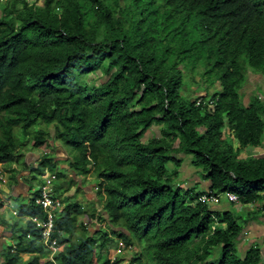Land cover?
<instances>
[{"label":"trees","instance_id":"1","mask_svg":"<svg viewBox=\"0 0 264 264\" xmlns=\"http://www.w3.org/2000/svg\"><path fill=\"white\" fill-rule=\"evenodd\" d=\"M251 74L264 76V0L0 2V163L26 144L57 143L69 187L94 175L110 228L73 239L78 217L95 212L68 204L52 236L55 263L40 262V232L25 221L2 264H93L95 245L112 235L130 248L129 264H261L257 248L237 255L233 210L212 211L202 192L175 183L190 157L208 192L261 201L264 155H241L264 137L258 95L244 102ZM39 166L64 178L48 154ZM38 197L18 216L44 217Z\"/></svg>","mask_w":264,"mask_h":264},{"label":"crops","instance_id":"2","mask_svg":"<svg viewBox=\"0 0 264 264\" xmlns=\"http://www.w3.org/2000/svg\"><path fill=\"white\" fill-rule=\"evenodd\" d=\"M51 135L52 130H51ZM52 142V143H51ZM49 147L43 146L40 148H34L32 147V144H26L23 148H21L17 153V159H13L10 163L12 164L10 169H6L4 166L6 163L0 164V176H2V179L5 180V183H2L0 181V203L2 204V208L0 209V259L2 260L1 254L5 251L6 247L12 246L15 244L16 241L8 240L9 236L12 234L11 231L8 230L7 225L10 224V221L16 222L15 227L21 226L25 223L26 217H19L18 209L22 205H28L30 204L34 194L39 190L40 186L43 184L44 180L43 177L49 172V170L42 169L43 173H39L40 166L44 153L46 154H52L54 151L56 152L53 161L56 166V170L58 172H62L64 175V178L59 180V183L62 181L60 185L53 183V194L55 195L56 199L60 203V207L56 209L52 213V219H53V225L55 228L56 220L61 216L63 210L68 204H72L76 202V196L78 194H81L85 199H87L88 203H90V207L95 209L97 212L98 210L102 209V202L99 201V198L97 197V192H94L95 188L93 187L92 177L89 175L86 178V181L92 182V187L90 183L87 185L81 184V180L79 179L75 185H72L69 187L68 179L71 177V173L69 171V161L70 159L68 156L66 158H63L61 156H58L60 153L57 151V148L60 147H54L53 141H50L48 144ZM238 144H235V147H237ZM62 149V148H61ZM63 150V149H62ZM65 151V150H64ZM65 153H67L65 151ZM242 158H251V157H259L264 155V137L258 147H249L242 151L241 153ZM69 160V161H68ZM24 161V162H23ZM8 163V162H7ZM38 173V174H37ZM185 178H181L183 181L187 179L189 176H195L194 172H191V170H188L186 172ZM28 177V178H26ZM40 178L38 184L37 181H34L36 178ZM193 178V177H191ZM195 179V178H194ZM196 180V179H195ZM55 182V181H54ZM58 182V181H57ZM187 182V181H186ZM185 183V182H184ZM196 182L195 186L193 184L189 183L187 187L194 188L196 191H200L202 193H205L208 191L209 183L206 181L201 182L199 185ZM33 184H36L35 186ZM187 184V183H185ZM184 184L180 183L178 186L182 187ZM199 185V186H198ZM94 186H96L94 184ZM185 187V186H184ZM200 187V188H199ZM199 188V189H198ZM12 203H15V206H11ZM21 204V205H20ZM19 205V206H18ZM210 209L212 211L217 212H224V211H232L233 209L236 210V212H239L238 214L235 213V216L242 217L240 220L241 224V232L240 235L234 245L235 250L237 251L238 256H244L246 252L251 248H257L260 250V256H261V264H263L264 261V196L261 197V201H258L254 203L252 206L250 205H241V204H232L227 202L226 200H222L217 205H209ZM81 208L83 210L85 207L81 205ZM43 212V211H42ZM233 212V211H232ZM44 217L38 218L39 221L45 222V214L43 213ZM102 218H105L106 216L102 214ZM83 218H79L78 222L76 223L75 233L73 238L76 236V232L79 234H82V229L84 226L80 224L81 220ZM24 220V221H23ZM100 220L94 221L92 226L86 228V231L89 230L90 234H97L101 229L107 228V223L104 222L103 225H100ZM11 226V224H10ZM13 228V226H12ZM101 228V229H100ZM11 241L8 245V242ZM131 258L130 255L127 256V260ZM2 262L0 264H2Z\"/></svg>","mask_w":264,"mask_h":264},{"label":"rangeland","instance_id":"3","mask_svg":"<svg viewBox=\"0 0 264 264\" xmlns=\"http://www.w3.org/2000/svg\"><path fill=\"white\" fill-rule=\"evenodd\" d=\"M249 81L247 82V84H246V87H245V90H244V99H246V100H244V102H248L247 101V99H248V97L249 96H251V94H255V95H260V96H263L264 97V76H262V75H257V74H251L250 75V77H249V79H248ZM99 82V81H98ZM188 84H189V82H187ZM254 91V92H253ZM253 92V93H252ZM200 95H202V91H201V93H199ZM43 128L44 129H46V127L45 126H43ZM52 129V128H51ZM35 130H39V126H36V127H34V130H33V133H34V131ZM20 130L19 129H16L15 130V134L17 135V136H19L20 137ZM35 133H36V131H35ZM158 128H153V130H152V133L151 132H148L147 134H145L144 136H143V138H142V140L143 141H146L149 137H151L152 136V134L153 135H155V136H157L158 135ZM52 134H53V131H52ZM52 143V142H51ZM53 146L54 147H60L57 143H54L53 142ZM58 150L57 151H59L60 153L58 154V156H61V157H63V158H66L67 156H68V154L67 153H65V151L64 150H62L61 148H57ZM67 151V150H66ZM55 151L52 153V154H48L49 155V157L50 158H52L53 159V157H54V155H55ZM17 157V156H16ZM18 158V157H17ZM69 158V157H68ZM69 161V160H68ZM24 162V161H23ZM189 163H190V157H184L183 158V164H182V166H181V170H180V173L178 174V177H177V180L175 181V183L177 184V185H179L180 183H183L184 185L182 186V187H180V188H182L183 190H184V186L185 187H187V185H189V183H191V184H193V186H195V183L198 181V182H200V183H198L199 185L201 184V182H202V180H201V174H200V171H198V170H196V169H194L193 167H191L190 165H189ZM11 163L10 162H8V163H6L5 164V168L6 169H10V167H11ZM42 167H40V170H41V172L39 171V173H43V171H42ZM188 170H191V172H194V174H195V176H189V177H187V179H185V181H183L181 178H185V176H187L186 175V172L188 171ZM38 174V173H37ZM91 177H92V182L94 183L95 182V177H94V175L92 174L91 175ZM191 177H193V178H191ZM26 178H28V177H26ZM71 178V177H70ZM87 178V177H86ZM86 178L85 179H83V178H77V179H80L81 180V184H83V185H87L88 186V184L90 183V185L92 184V182L90 181H86ZM196 180H195V179ZM40 178H36V179H34V181H37V184H38V182L40 181L39 180ZM58 181V182H57ZM77 181V180H76ZM187 181V182H186ZM187 183V184H185V183ZM62 183V181L59 183V180H56L55 182H54V186H55V184H56V186L57 185H60ZM34 186L36 185V184H33ZM198 185V186H199ZM91 187H92V185H91ZM92 188H95V186H94V184H93V187ZM200 188V187H199ZM198 188V189H199ZM95 190V189H94ZM94 192H96V191H94ZM222 200H225V199H222ZM76 203H78L80 206L81 205H83L84 207H85V209H84V211L85 212H90L91 211V209L93 208L92 207V205H91V207L89 206L90 205V203H88V201H87V199H85V197H83L81 194H78L77 196H76ZM16 204L15 203H12V205L11 206H15ZM21 205V204H20ZM19 206V205H18ZM233 211L235 212V213H239V212H236V210L235 209H233ZM242 219V217H240V220ZM240 220H239V224H241V222H240ZM24 221V220H23ZM11 223V226H10V224H8L7 225V227H8V230L9 231H12V226L16 223V222H13V221H10ZM103 223L104 222H100V225H103ZM14 226H16V225H14ZM23 226V225H22ZM21 226V227H22ZM18 227V226H17ZM101 229V228H100ZM110 228H109V226H107V228H103V232L104 231H110L109 230ZM12 233V232H11ZM76 235H80L79 233H77L76 232ZM100 234H98V236H99ZM19 238H20V234H19ZM73 239H75V238H73ZM72 239V240H73ZM8 240H11V241H17L18 240V234H14V233H12L10 236H9V238H8ZM11 241H9L8 242V245H11V244H9ZM24 241H26V239H24ZM117 241H118V237L116 236V235H112V236H110V238L108 239V241L106 242V244H105V246L103 247V248H101V247H99V245H98V243H97V246L95 247V252H96V254L97 255H100L101 256V258H100V262H103V261H106L107 259H108V256H110L113 252H114V250L116 249V244H117ZM12 243V242H11ZM219 253H220V249H218V248H216L214 251H213V255H211L210 257H209V261H211L212 260V258H214V260H217L218 259V256H219ZM97 255H96V257H97ZM129 255V253H123V254H121V255H119V256H117V258L118 259H120L122 256H128ZM127 257H123L122 259V261H119L120 263L122 262V263H127L128 261H130V258L127 260L126 259ZM24 259H27V258H24ZM97 261H98V259H97ZM2 261H1V259H0V263H1ZM96 263V262H95Z\"/></svg>","mask_w":264,"mask_h":264},{"label":"built area","instance_id":"4","mask_svg":"<svg viewBox=\"0 0 264 264\" xmlns=\"http://www.w3.org/2000/svg\"><path fill=\"white\" fill-rule=\"evenodd\" d=\"M2 1V0H1ZM200 101V100H199ZM261 103L264 107V99H261ZM1 174V173H0ZM0 180L4 182L2 176ZM43 185L40 188V196L35 200V205L39 206L43 213L45 214V222H41L38 218H32V221L35 223L37 228H41V241L44 246L50 251V259L53 260V257L58 252V245L56 240L51 238V233L53 229V217L52 213L58 209L60 203L54 197L53 194V183L56 181V175L54 173H47L43 177ZM222 199H225L227 202L232 204H239V199L236 195L232 193H223V194H212L208 191L199 196L198 202L202 205H217ZM254 203L249 204L252 206ZM124 249L127 248L125 244L121 241L117 242L115 255L120 254ZM114 258L110 260V264H113Z\"/></svg>","mask_w":264,"mask_h":264},{"label":"clouds","instance_id":"5","mask_svg":"<svg viewBox=\"0 0 264 264\" xmlns=\"http://www.w3.org/2000/svg\"><path fill=\"white\" fill-rule=\"evenodd\" d=\"M0 2H4V0H0ZM258 99L260 100V102H261V99H264V97L263 96H260V95H258ZM262 104V103H261ZM263 106V105H262ZM47 154V153H46ZM45 153H44V155H46ZM17 159V158H16ZM0 164H2V163H0ZM48 173H53V172H48ZM55 174V173H54ZM56 175V174H55ZM56 180H57V178H56ZM1 181V180H0ZM2 183H5V180H4V182L3 181H1ZM43 185V184H42ZM41 185V186H42ZM41 186H40V188H41ZM40 188H39V190L37 191V192H39V196H40ZM95 191L97 192L98 191V189L96 188V186H95ZM54 197H55V195H54ZM39 198V197H38ZM37 198V199H38ZM56 198V197H55ZM36 199V200H37ZM101 200V202H102V209L101 210H98L97 212L95 211V209H94V212H95V218H94V220L93 221H90L89 219H88V217L87 216H85V215H80L79 217H78V219L81 217V218H83L82 220H81V222H80V224L82 225V226H84V228H88V227H90V226H92V224H93V222L94 221H97L98 222V219H99V217L100 216H103L102 214H104L103 213V202H104V199H99V201ZM37 206V205H36ZM59 207H60V205H59ZM58 207V208H59ZM42 210V209H41ZM17 216H18V214H17ZM36 216H34V217H27L26 218V221H30V222H32L34 225H35V223L32 221V218H35ZM37 218V217H36ZM100 220V219H99ZM45 221V220H44ZM101 221V220H100ZM77 222H78V220H77ZM102 222V221H101ZM108 226V225H107ZM106 226V227H107ZM35 227H36V225H35ZM36 229H38L39 230V232H40V243L42 244V246L45 248V250H46V252H47V254H46V256L45 257H43L41 260H40V262L41 263H44V261H50V262H53V263H55V258L59 255V252L61 251V246L58 244V240L55 238V237H52L53 236V233L55 232L54 231V225H53V229H52V233H51V238L52 239H54V240H56V242H57V245H58V252L55 254V256L53 257V260H51L50 259V251L44 246V244L42 243V241H41V228H37L36 227ZM102 230V229H101ZM98 233V232H97ZM88 234H90L89 233V230H88ZM90 235H92V236H94V235H96V234H90ZM119 241H121V242H123L121 239H118V241L117 242H119ZM124 243V242H123ZM125 244V243H124ZM99 245V244H98ZM95 246H97V244L95 245ZM126 246V245H125ZM123 253H128L127 251H126V249H124L120 254H118V255H115V250H114V252L110 255V256H108V264H110V260L111 259H113L114 258V262H113V264H129V261L127 262V263H120L119 261H122L123 259V257H127V256H122L120 259H118L117 258V256H119V255H121V254H123ZM96 252H95V259H94V263L93 264H99V263H101L99 260H100V258H101V256L100 255H97V257H96ZM130 255V254H129ZM25 258H28V256L27 257H25ZM97 259H98V261H97ZM96 262V263H95Z\"/></svg>","mask_w":264,"mask_h":264}]
</instances>
